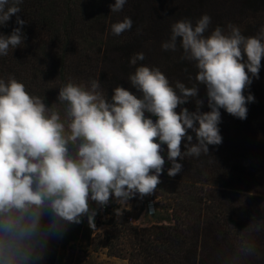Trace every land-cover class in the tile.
I'll return each mask as SVG.
<instances>
[{
    "label": "clouds",
    "instance_id": "9594fccd",
    "mask_svg": "<svg viewBox=\"0 0 264 264\" xmlns=\"http://www.w3.org/2000/svg\"><path fill=\"white\" fill-rule=\"evenodd\" d=\"M126 2L115 0L111 12L121 11ZM22 3L0 0V27L14 15L17 25L10 35L0 33V56L24 45L27 22L17 15ZM132 24L125 17L111 25V32L118 36ZM210 24L207 14L195 25L178 20L161 45L176 51L179 43L181 59L197 69L191 87L180 81L173 87L158 67L144 65L128 78L139 95L119 85L109 98L99 80L69 79L57 97L65 105L62 118L57 103L48 106L13 76L0 79V264H42L51 242L62 240L84 217L95 229L93 202L99 209L110 200L130 209V200L155 193L166 162L163 146L171 164L167 174L174 177L183 169L178 159L209 155L210 145L222 144L221 109L247 119V105L255 98L245 91L259 79L264 26L254 36L243 35L232 23L205 35ZM144 59L142 52L136 53L130 63ZM202 85L210 109L206 112L198 96ZM191 100L195 111L182 107ZM249 228L259 232L264 221ZM239 251L251 256L255 244L245 241Z\"/></svg>",
    "mask_w": 264,
    "mask_h": 264
},
{
    "label": "trees",
    "instance_id": "16d2710c",
    "mask_svg": "<svg viewBox=\"0 0 264 264\" xmlns=\"http://www.w3.org/2000/svg\"><path fill=\"white\" fill-rule=\"evenodd\" d=\"M114 2L23 0L17 15L27 22L26 40L0 56V79L15 77L31 95L44 97L48 106L58 102L59 87L69 79L99 80L109 98L119 85L139 95L128 78L141 65L158 67L173 87L176 81L191 87L197 69L181 59L179 43L176 51L161 47L170 38L173 23L189 19L195 25L207 14L211 24L205 35L232 23L243 35L254 36L264 26V0H127L121 11L111 12ZM125 17L133 21L131 29L113 35L111 25ZM14 27L15 15L0 27V33L10 35ZM141 52L145 59L132 65L131 57ZM249 92L255 101L247 105V119L221 109L222 144L210 145L209 155L178 159L183 169L174 177L167 174L171 164L163 146L166 162L161 183L149 197L157 208L169 211L170 223L139 227L130 222L139 213L114 211L105 239L110 248L116 245L110 239L127 240L129 264H264V229L251 232L249 228L264 221V58L259 79H253L245 95ZM198 96L205 101L201 111H209L203 85ZM55 107L63 118L65 105ZM182 107L196 110L194 100ZM245 241L255 244L251 256L239 251ZM59 242H51L44 264H54Z\"/></svg>",
    "mask_w": 264,
    "mask_h": 264
},
{
    "label": "rangeland",
    "instance_id": "374dc122",
    "mask_svg": "<svg viewBox=\"0 0 264 264\" xmlns=\"http://www.w3.org/2000/svg\"><path fill=\"white\" fill-rule=\"evenodd\" d=\"M142 201V204H139L130 200V209L119 206L111 200L103 210L99 209L94 202L91 203V207L97 210L94 220L95 229L89 227L87 217H84L79 225H71L59 242L54 264H129L125 253L129 249L127 240L125 238L110 239L111 243L116 244L114 248H110L105 239L107 223L114 211H130L132 215L139 213L136 219L130 220L133 225L139 227L171 222L169 211L157 208L149 196L144 197ZM140 205L141 210H139Z\"/></svg>",
    "mask_w": 264,
    "mask_h": 264
},
{
    "label": "built area",
    "instance_id": "2783aa9c",
    "mask_svg": "<svg viewBox=\"0 0 264 264\" xmlns=\"http://www.w3.org/2000/svg\"><path fill=\"white\" fill-rule=\"evenodd\" d=\"M103 209H105V207H104ZM103 209H102V210H103Z\"/></svg>",
    "mask_w": 264,
    "mask_h": 264
}]
</instances>
